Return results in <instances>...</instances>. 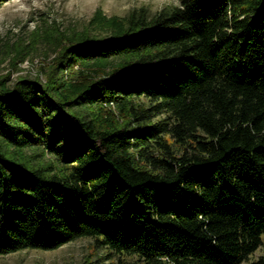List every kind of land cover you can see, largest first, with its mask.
I'll return each instance as SVG.
<instances>
[{
    "label": "trees",
    "instance_id": "trees-1",
    "mask_svg": "<svg viewBox=\"0 0 264 264\" xmlns=\"http://www.w3.org/2000/svg\"><path fill=\"white\" fill-rule=\"evenodd\" d=\"M79 238L142 264H264V0L134 8L0 87V255Z\"/></svg>",
    "mask_w": 264,
    "mask_h": 264
},
{
    "label": "rangeland",
    "instance_id": "rangeland-1",
    "mask_svg": "<svg viewBox=\"0 0 264 264\" xmlns=\"http://www.w3.org/2000/svg\"><path fill=\"white\" fill-rule=\"evenodd\" d=\"M179 0H3L0 4V87L19 77L45 80L56 66L61 49L74 37H105L126 26L132 9L145 7L154 14ZM108 63L77 67L65 76L72 89H80ZM106 116V122L116 119ZM105 119V118H103ZM33 163L58 168L56 158L41 148L17 150ZM91 238H79L54 250L25 249L0 255V264H142L135 257L113 256L94 246ZM264 255V247L253 257Z\"/></svg>",
    "mask_w": 264,
    "mask_h": 264
}]
</instances>
